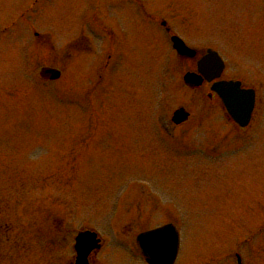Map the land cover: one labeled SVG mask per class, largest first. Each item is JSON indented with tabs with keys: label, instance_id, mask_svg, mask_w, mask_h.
Segmentation results:
<instances>
[{
	"label": "rangeland",
	"instance_id": "obj_1",
	"mask_svg": "<svg viewBox=\"0 0 264 264\" xmlns=\"http://www.w3.org/2000/svg\"><path fill=\"white\" fill-rule=\"evenodd\" d=\"M153 19L198 57L179 58ZM105 28L104 46L89 33ZM206 48L226 60L223 78L260 87L249 128L226 125L210 84L184 85ZM46 67L61 78L42 80ZM180 107L190 118L174 127ZM9 214L29 248L13 264H69L82 227L106 240L97 264H140L137 232L169 220L176 264H236L237 246L243 264H264V0H0L2 222Z\"/></svg>",
	"mask_w": 264,
	"mask_h": 264
},
{
	"label": "water",
	"instance_id": "obj_2",
	"mask_svg": "<svg viewBox=\"0 0 264 264\" xmlns=\"http://www.w3.org/2000/svg\"><path fill=\"white\" fill-rule=\"evenodd\" d=\"M174 46L180 54L194 57L196 52L188 48L184 42L178 37L173 38ZM223 69V63L219 56L208 51V55L198 62V73L188 72L184 76V81L190 87L200 86L203 77L208 81L219 77ZM51 75L52 79L59 78L60 72L56 70H46ZM203 75V76H202ZM213 89L218 92L222 98L227 110L236 120V122L245 127L250 121L251 114L255 103V93L253 90L241 89L240 82H220L213 86ZM179 118L177 123L184 121L188 117V113L183 109L178 113ZM138 240L150 264H174L179 248V234L176 228L169 224L155 230L143 233ZM77 250L80 258L86 260L89 252L97 247L99 240L95 234L90 233L80 234L77 238Z\"/></svg>",
	"mask_w": 264,
	"mask_h": 264
},
{
	"label": "flooded vegetation",
	"instance_id": "obj_3",
	"mask_svg": "<svg viewBox=\"0 0 264 264\" xmlns=\"http://www.w3.org/2000/svg\"><path fill=\"white\" fill-rule=\"evenodd\" d=\"M162 26L165 27L166 33L169 37L176 34V32H174L166 24L162 23ZM104 30L108 32L106 28ZM198 55H199V52H198ZM233 77L236 78L235 75ZM204 84L205 83H203V85ZM206 84H210V86L212 85V83H206ZM242 87H249V86L243 85ZM208 97L210 100L216 99L217 101H219L218 97L213 92L209 91ZM13 234H14V227H13V222H12V214L11 215L9 214L7 217L5 216L4 222H2L0 218V256L4 253L3 254L4 259L0 257V264H13V253L15 251V248H17V251H15V254L20 255L21 257H26L29 253L28 240L25 237L24 233L21 234L20 240H17L15 242L13 239ZM96 254L97 253H93L90 256V260H89L90 264H97ZM72 264H74V262Z\"/></svg>",
	"mask_w": 264,
	"mask_h": 264
}]
</instances>
